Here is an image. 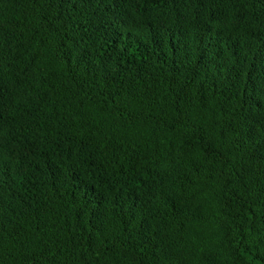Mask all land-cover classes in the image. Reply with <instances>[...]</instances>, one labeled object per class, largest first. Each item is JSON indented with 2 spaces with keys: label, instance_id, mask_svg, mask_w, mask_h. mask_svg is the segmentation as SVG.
Wrapping results in <instances>:
<instances>
[{
  "label": "trees",
  "instance_id": "obj_1",
  "mask_svg": "<svg viewBox=\"0 0 264 264\" xmlns=\"http://www.w3.org/2000/svg\"><path fill=\"white\" fill-rule=\"evenodd\" d=\"M0 264H264V0H0Z\"/></svg>",
  "mask_w": 264,
  "mask_h": 264
}]
</instances>
